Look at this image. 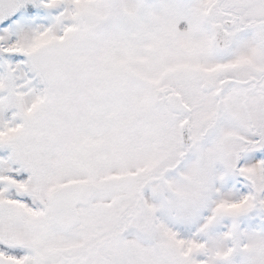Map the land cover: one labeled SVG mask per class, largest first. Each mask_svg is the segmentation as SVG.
Returning <instances> with one entry per match:
<instances>
[{
    "label": "snow or ice",
    "instance_id": "obj_1",
    "mask_svg": "<svg viewBox=\"0 0 264 264\" xmlns=\"http://www.w3.org/2000/svg\"><path fill=\"white\" fill-rule=\"evenodd\" d=\"M0 264H264V0H0Z\"/></svg>",
    "mask_w": 264,
    "mask_h": 264
}]
</instances>
